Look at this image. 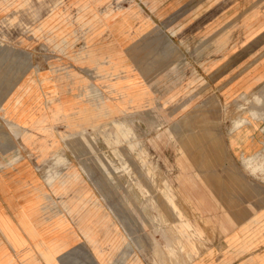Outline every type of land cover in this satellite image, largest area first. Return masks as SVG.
<instances>
[{"label":"rangeland","instance_id":"obj_1","mask_svg":"<svg viewBox=\"0 0 264 264\" xmlns=\"http://www.w3.org/2000/svg\"><path fill=\"white\" fill-rule=\"evenodd\" d=\"M263 11L0 0V264H216L264 205Z\"/></svg>","mask_w":264,"mask_h":264},{"label":"crops","instance_id":"obj_2","mask_svg":"<svg viewBox=\"0 0 264 264\" xmlns=\"http://www.w3.org/2000/svg\"><path fill=\"white\" fill-rule=\"evenodd\" d=\"M248 18H253V20L247 22L248 24L251 23L250 26L253 27L252 32L257 30V32L251 36L250 39H252L264 31V11L261 14L256 12L253 15L248 16ZM134 33H136L137 36L139 33L141 34V31L136 30V32ZM121 38H128V36H124ZM256 70L262 71V73H264V61L263 64ZM256 70L254 69L255 72H257ZM263 77L264 75L261 77H257L253 81L252 85L258 78ZM127 84L128 85H124L126 88L135 86L134 83L132 84V80H129ZM62 104H64V106L66 104L68 110L72 107L75 109L78 106H81L73 98H71L70 102H68L67 98L63 99ZM17 111V120L23 122L24 124L29 125L39 117L35 109L28 108L24 105V103L19 106V110L17 108ZM60 113H58V117L63 114ZM27 206L28 205L25 206L26 208L23 207L24 209L21 208V210H19L22 215H29L26 210L29 208ZM1 214L9 216L13 220V213L10 210L8 212L4 208H1L0 215ZM90 262L91 264H99L97 263L95 258L93 260H90ZM215 263L264 264V205L258 207L252 215L239 222L238 225L231 229L226 239H223L218 245H216Z\"/></svg>","mask_w":264,"mask_h":264},{"label":"bare ground","instance_id":"obj_3","mask_svg":"<svg viewBox=\"0 0 264 264\" xmlns=\"http://www.w3.org/2000/svg\"><path fill=\"white\" fill-rule=\"evenodd\" d=\"M124 93H125V92H124ZM89 96H90V95H89ZM238 125H240V123H238V122L236 121L235 124H234V127H235V128H236V127H239ZM87 236H89V234H88ZM42 251H43V254H45L46 256H48V255H47V251H48L47 249L44 248ZM48 257H49V256H48Z\"/></svg>","mask_w":264,"mask_h":264}]
</instances>
